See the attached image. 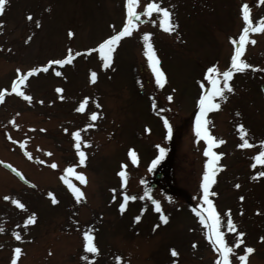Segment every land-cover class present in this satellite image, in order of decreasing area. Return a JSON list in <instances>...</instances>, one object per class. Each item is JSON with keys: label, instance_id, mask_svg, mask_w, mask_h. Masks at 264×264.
<instances>
[{"label": "rangeland", "instance_id": "1", "mask_svg": "<svg viewBox=\"0 0 264 264\" xmlns=\"http://www.w3.org/2000/svg\"><path fill=\"white\" fill-rule=\"evenodd\" d=\"M146 2L140 0L141 6ZM243 3L251 7L255 26L264 17L261 0L260 4L258 0H161V6H171L177 30L167 33L159 25L139 22L132 38L121 40L105 68L98 52L83 54V50L94 49L111 35L114 30L110 25L115 30L121 28L124 0H10L0 16L4 22L0 32V89H10L18 67L24 71L47 59L63 58L68 48L81 55L71 64L53 66L61 76L51 68L31 76L27 87L23 85L33 98L31 105L15 93L0 103V228L4 229L0 232V264H10L16 247L21 248L17 264H86L84 255L89 257L87 264H116L115 256L122 258L121 264H172L173 260L177 264H214L218 253L207 239L206 225L200 224L192 211L201 207L200 184L209 159L204 155L207 142L196 138L194 115L203 93L201 85H211L207 75H215L206 74V69L216 65L223 71L230 64L234 46L229 37L238 40L242 33ZM29 13L32 21L26 19ZM152 18L159 23L158 16ZM69 29L75 33L71 39ZM145 31L153 33L159 67L166 75L163 87L155 84L143 55L140 35ZM248 36L243 58L259 67L234 73L230 81L234 91L227 93L226 100L216 98L220 108L205 117L209 132L224 141L212 148L224 155L210 189L217 195L210 198L222 218L230 209L237 230L245 233L232 264H239L238 256L245 245L255 250L248 255L247 264H264V241L259 239L264 236V177L251 179L255 172L264 171V166L250 167L254 162L251 158L260 150L259 141L264 140V32L250 31ZM28 37L31 39L25 43ZM91 71L97 73L95 83L90 82ZM57 87L64 91L57 94ZM169 94L173 96L171 102L166 99ZM59 95L65 98L60 100ZM84 97H89L85 112L74 111ZM39 100L44 103H37ZM97 103L102 107L97 108ZM92 111L98 113L95 122L88 115ZM17 112L20 115L15 120L20 128L9 124ZM165 119L172 126L170 136ZM90 123L96 127L82 132L90 146L82 145L87 155L85 165L80 166L70 133ZM239 124L247 129L252 148L237 147L242 142ZM21 138L29 140L21 142L46 163L25 159L13 142ZM157 144L166 148V153L153 168L151 162L159 155ZM129 149L137 154L136 164L131 162ZM53 161L56 169L49 166ZM122 163L127 165L126 183L118 175ZM68 166L83 172L87 183L82 184L75 175L69 176L70 182L64 171ZM12 169L22 170L31 183L18 181L10 174ZM157 172L163 173L159 181L154 178ZM62 177L83 191L81 202L75 201ZM152 183L156 184L153 188ZM49 191L58 203L51 202ZM145 192L151 199H139ZM122 193L138 198L124 212L119 210ZM6 195L20 199L28 212L4 200ZM241 195L243 201L238 199ZM153 200L160 201L167 223L160 221V213L150 205ZM32 212L36 213V223L26 226L23 221ZM136 215H141L138 222ZM222 224L225 239L232 244L235 233L228 231L226 219ZM85 230L93 235L97 254L85 253ZM16 232L22 236L19 241L13 235ZM173 248L178 257L171 256Z\"/></svg>", "mask_w": 264, "mask_h": 264}, {"label": "snow or ice", "instance_id": "2", "mask_svg": "<svg viewBox=\"0 0 264 264\" xmlns=\"http://www.w3.org/2000/svg\"><path fill=\"white\" fill-rule=\"evenodd\" d=\"M10 0H0V16H3L6 11V6ZM124 9H125V16L124 20L122 22L121 28L116 31L114 25H110V27L113 28V34L109 35L102 41H100L96 47L84 49V53H91L93 51L98 52L100 57L103 61V67L107 68L109 67L111 61H112V53L115 51L116 47L120 44L121 40L126 37H131L135 30L138 29V23L141 22V17H148L152 18L154 14L159 17V27L163 29L167 33H172L177 30L178 24L174 23L173 21V15L174 13L171 11V6L164 7L161 6V0H147L146 3L143 4L142 10L137 11V8L141 7L140 0H124ZM241 15L242 20L244 22V27L242 30V33L239 35V39H233L229 37L230 42L234 46V50L230 56V64L229 66L221 71L219 68L216 67V65L209 66L206 69V74H213L215 75H207V81L211 83L212 87L210 90L204 92L199 96L198 105H199V112L196 115V128H195V135L196 138H203L206 142L208 147L204 151V155L208 157L209 159L205 162L204 165V171L202 173V181L200 184V188L202 189V195L199 197V200L201 202V207L199 209L193 207L192 211L195 213V215L199 218L200 224L206 225L207 227V239L211 242L213 248L215 249L216 253H218V256L214 262V264H232L233 259V253L236 248H238L240 245L244 243L243 237L245 236V233L243 231H238L236 224L231 219V210L229 209L227 211V217L222 218L221 214L216 210L214 201L210 198V196L217 195L215 192H211V186L215 183V176L217 171V165L218 161L220 160V157L224 155V153L212 151V148L218 144L224 143L223 140L215 138L208 130L206 125L209 123V121L205 118L206 114L213 110V109H219L220 103L216 98L220 99H227V93L233 92L234 89L232 85L230 84V81L233 78L234 73L237 72H245L248 69H254L258 68V65H252L246 62V60L243 58L244 52H245V45L249 41L248 33L251 31L253 33L255 32H264V17L261 18L260 21L256 22V25H253V21L250 17V8L247 3H243L241 5ZM26 19L28 21H32V14L29 13L26 16ZM152 23H156L154 19L151 20ZM3 20H0V32L3 31ZM36 26L40 27V21L37 20ZM75 33L69 29L67 32V36L71 39L74 37ZM153 33L145 31L140 35V38L143 40V55L147 58L148 64L154 73L155 76V84L157 86L163 87V85L166 83V75L162 71V69L159 67L160 60L159 57L156 54V49L154 47V44L152 42ZM31 37H28L25 43H27ZM255 40H251L252 44H255ZM81 55L80 52H73L71 48H68L66 51V55L63 58H57V59H49L45 64L43 65H37L29 68L26 72H22V70L18 67L16 68V77L11 82L10 89L4 88L0 89V103H3L5 100L6 95H10L15 93L17 96L22 97L29 105L33 103V98L30 94H26L23 88L20 87V85H26V81L29 77L34 76L36 74H39L41 72L47 73L49 69L53 71V73L56 76H61L62 72L57 70L53 66H64L66 64H71L75 56ZM264 71V69H261ZM66 79V77H65ZM97 80V73L95 71L90 72V82L95 83ZM204 86L203 84L201 85ZM64 90L60 87L55 88V92L57 94L62 93ZM58 98L60 100H63L65 97L63 95H59ZM167 101L171 102L173 100V96L169 94L166 97ZM89 97H84L78 104V107L74 109V111L77 112H85V107L88 103ZM39 104H43V100L37 101ZM49 103H52L49 101ZM97 108L102 107L99 103L96 104ZM20 113L17 112L15 116L9 121V124H11L14 128H20L21 126L16 123L15 117L19 116ZM90 121H97L98 119V113L96 111H92L88 113ZM102 115V113L100 114ZM239 115V114H237ZM165 128L167 129L168 135L170 136L172 134V126L169 124V121L165 119L163 121ZM94 128L96 127L95 123H90L84 126L83 129H76L75 131H72L70 133L71 137L74 140V148L76 150V155L79 158V165L84 166L86 163V152L82 150L83 146H90V141L84 139L82 137V132L85 131L87 128ZM237 128L239 129V135L241 137V143L237 145L238 148L245 149V148H252L254 145L249 142V139L247 138V129L244 127L243 124L237 125ZM31 131H35L36 129L32 128ZM40 131H46L45 129H40ZM63 131L65 133H68L69 130L67 128H64ZM8 139H12L11 136L8 137ZM260 144V150L257 152L256 155H254L251 159L254 161L250 164V167L255 169L257 165L264 166V140L259 141ZM25 144L23 142H20V147L23 148ZM156 148L159 150V155L155 157V159L151 162V167H155L164 157L166 153V148L161 147L159 144L156 145ZM129 156L131 157V162L133 164H136L138 162L137 154L135 150L129 149L128 152ZM25 155L28 156L29 159H33L31 156V153L25 152ZM45 155L51 156L53 155L51 152H45ZM37 162L40 164L46 163L43 160H39L37 157ZM52 169H56L58 167L57 163L55 161L51 162L49 165ZM10 167V165L8 166ZM75 166H69L64 171L67 173H71L76 176V178L82 183H87V178L83 172H75L74 171ZM127 165L121 164V170L118 172V175L122 178V181L126 183V172L125 168ZM222 167V166H221ZM14 172L16 169H12ZM17 175L21 176V179H24L23 176L17 172ZM259 177H264V171H257L255 172L251 179L255 180ZM62 179H64L62 177ZM143 183V181H141ZM64 183L68 185V188L71 190V192L74 195L75 201L77 203L81 202V200L84 198L83 191L75 186L74 184H71L68 182L67 179H64ZM124 183H122L121 187L124 186ZM31 187H36L34 184L31 185ZM234 187L239 188V184H235ZM113 192L116 191V189H112ZM47 196L51 198V202L53 204L58 203V200L56 199L55 195L49 191L47 193ZM149 198L148 192L144 193V196L139 197V199ZM115 196H113V200H115ZM4 200L10 201L11 204L17 206L20 210L27 213L28 209L25 205V203H22L20 199L4 196ZM137 197L133 195H128L127 193H122V202L119 204V210L121 212H124L126 203L129 200H136ZM240 201H243L245 198L243 195L239 196L238 198ZM153 204L155 207V211L157 213H160L159 219L162 223H167L168 217L163 215V210L161 207V203L159 200H153ZM144 209H141V212H143ZM257 214H259V209L256 210ZM243 213V209H241V214ZM222 219H226V225L228 228V231L235 233V238L232 244H229L225 239V232L221 230L223 227ZM135 221L141 220V215H136L134 217ZM24 224L32 225L36 223V213L32 212L26 216L24 219ZM156 227H159L157 225ZM4 229L0 228V232H3ZM15 236V239L17 241L22 239V236L19 232L13 233ZM83 236V249L85 253L90 254H97L98 248L96 247L94 243V237L90 234V231L85 230L82 233ZM261 241H264V236H261L259 238ZM196 245L193 244V247ZM255 250L253 247L245 245L241 249V253L238 256L239 264H247V258L248 255L253 253ZM21 254V248L16 247L14 249L13 256L11 257L10 264H17L18 258ZM50 254V253H49ZM170 254L173 257H178L179 253L176 249H170ZM94 258V257H93ZM82 259L86 262L89 259L88 255H84ZM114 260L116 264H121L122 258L120 256H115ZM172 264H177L176 260L172 261Z\"/></svg>", "mask_w": 264, "mask_h": 264}]
</instances>
